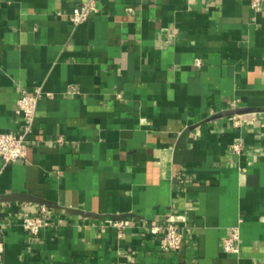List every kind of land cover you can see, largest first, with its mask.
Returning a JSON list of instances; mask_svg holds the SVG:
<instances>
[{
	"label": "crops",
	"instance_id": "0c3cea01",
	"mask_svg": "<svg viewBox=\"0 0 264 264\" xmlns=\"http://www.w3.org/2000/svg\"><path fill=\"white\" fill-rule=\"evenodd\" d=\"M88 1L0 0V134L43 92L26 157L0 159V264H264V5L98 0L74 26ZM170 222L178 252L148 232Z\"/></svg>",
	"mask_w": 264,
	"mask_h": 264
},
{
	"label": "built area",
	"instance_id": "2783aa9c",
	"mask_svg": "<svg viewBox=\"0 0 264 264\" xmlns=\"http://www.w3.org/2000/svg\"><path fill=\"white\" fill-rule=\"evenodd\" d=\"M249 1L251 8L255 11H260L264 5V0ZM98 12V0H89L73 8L69 13V20L74 26H80L88 21L91 14ZM196 65L200 66L201 61L197 60ZM42 96L43 92L40 88L34 94H30L27 91L22 92L17 104V113L21 116L23 122L20 133L0 134V159L5 165L18 163L26 157L27 150L32 144L31 137L34 134L37 106ZM232 109H235L234 104L232 105ZM234 149L239 151L241 147L237 145ZM47 219V210L44 208L36 214L24 213L23 227L30 235L38 236L45 228ZM113 227L117 228L120 234H122L128 228V223L124 219H116L113 222ZM148 232L154 237H161L160 247L163 250L178 252L183 248L186 240L184 229L173 222L168 224L153 223L149 226ZM238 240L239 232L234 231L231 238L224 243L226 252H237L234 242Z\"/></svg>",
	"mask_w": 264,
	"mask_h": 264
},
{
	"label": "water",
	"instance_id": "95a60500",
	"mask_svg": "<svg viewBox=\"0 0 264 264\" xmlns=\"http://www.w3.org/2000/svg\"><path fill=\"white\" fill-rule=\"evenodd\" d=\"M244 111H246V110H242V111H240V112H238V113H243Z\"/></svg>",
	"mask_w": 264,
	"mask_h": 264
}]
</instances>
